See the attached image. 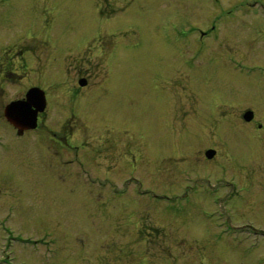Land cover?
<instances>
[{
	"label": "rangeland",
	"instance_id": "374dc122",
	"mask_svg": "<svg viewBox=\"0 0 264 264\" xmlns=\"http://www.w3.org/2000/svg\"><path fill=\"white\" fill-rule=\"evenodd\" d=\"M247 1L0 0V69L12 47L25 74L6 83L0 73V128L33 85L51 104L26 137L5 134L0 259L23 236L41 245L20 249L27 264H264L263 237L226 233L264 231L260 207L237 208L264 194V17ZM226 85L242 104L229 105ZM208 146L215 161L197 157ZM233 150L252 157L247 171Z\"/></svg>",
	"mask_w": 264,
	"mask_h": 264
},
{
	"label": "flooded vegetation",
	"instance_id": "af4514ba",
	"mask_svg": "<svg viewBox=\"0 0 264 264\" xmlns=\"http://www.w3.org/2000/svg\"><path fill=\"white\" fill-rule=\"evenodd\" d=\"M255 2H257L258 0H254ZM262 7H263V9H264V3H263V5H262ZM255 16H260V17H264V14H257V15H255ZM2 38V37H1ZM1 38H0V40H1ZM18 57H19V55L17 54V56H15L14 57V54H13V49H12V47H6V50H5V54L3 55V58H2V60H1V62L3 63V70L2 69H0V73L3 75V77H4V81L6 82V83H12V81H13V79L16 77V78H18V79H22V78H24L25 77V74H22V73H20L19 71H16V70H14L13 68H14V65H13V62L16 60V59H18ZM21 60H22V67L24 68V70L26 69V67H27V65H26V63H25V60H24V58H23V56H21ZM262 66H264V64H261ZM89 83V82H88ZM7 85V84H6ZM88 85V84H87ZM86 85V86H87ZM33 86H37V85H33ZM79 86L81 87V88H84V87H86V86H81L80 84H79ZM227 86V85H226ZM236 86H239V87H241L242 88V86H240V85H238V84H236ZM5 89H6V87L5 86H3V85H0V92L2 93L3 91H5ZM239 90H238V93H240L241 91H243V89H240V88H238ZM231 91H230V87L229 86H227V88H226V94L224 95V97L227 99V100H229V105L231 106V107H236V103H238V104H242L243 102H244V100H242L241 98H237V96L235 95V93H234V91H233V94L231 93ZM46 97H47V99H48V102H50V98H49V94H48V91H46ZM18 99H21V98H18ZM18 99H16V100H18ZM12 101H10L9 103H11ZM258 102L256 101L254 104L256 105ZM8 105V104H7ZM7 105L5 106V109L3 110V112H1L2 114H3V118H4V121H5V124L2 126V128H0V130L2 129V133H0V155H2V154H4L5 156H7L8 154H10L11 152H12V149L10 148V146H11V143L7 140V137L5 136V134L7 133V132H12V130H13V125H12V123L8 120V118H7V115H6V107H7ZM252 107L253 106H246V108L244 109V110H242L241 111V113H240V115H241V120L243 121V123L244 124H247L248 126L249 125H251V124H253L256 120H257V114H256V112H255V110L254 109H252ZM249 109H252V110H254V118L252 119V120H250V121H247V120H245L244 119V114H245V112H247ZM257 127H255L257 130H259V131H263L264 130V125L261 123V122H258L257 123V125H256ZM249 137H251V134H250V132H248V133H246ZM264 137V136H263ZM263 137L262 136H260L259 138H258V141L260 142V143H264V139H263ZM254 140V142H255V138L254 139H252V141ZM260 143H256V145L258 146V147H260L261 148V145H260ZM209 149H215L216 150V155L214 156V158L213 159H207L206 158V156H205V152L207 151V150H209ZM233 149H235L234 147H233ZM232 150V149H231ZM235 151H237V149H235ZM234 150H233V155L235 156L234 158H233V160L231 159V158H229L230 160H232V161H234L236 164H238L241 168L242 167H245L244 168V171H247V169H248V165H249V162L252 160V157L250 156V157H248V160H245V161H242V160H239L238 158H237V154H236V152H235ZM254 151H255V149H254ZM241 152V151H240ZM239 152V153H240ZM231 153V152H230ZM261 153V152H260ZM260 153H256V151H255V155L257 156H259L260 155ZM221 154H219V151L214 147V146H208V147H206V148H204L203 150H202V153H200V155L199 156H197L199 159L200 158H202L203 156L205 157L203 160L205 161V160H207V161H209V162H211V161H215L219 156H220ZM200 160H202V159H200ZM69 162H72V160L71 159H69L68 160ZM75 161H76V159H75ZM74 162V161H73ZM8 177H10V175H8L7 173H3V175H1V177L0 178H8ZM260 187H262V186H260L259 184L257 185V184H255V189H261ZM1 192V191H0ZM263 192V191H262ZM261 192V193H262ZM264 193V192H263ZM238 200V199H237ZM2 204H6V203H3V201H2ZM236 204H237V202H236ZM263 205V206H262ZM2 207H4V206H6V212H5V214L6 215H8V213H7V210H9L10 208H8V206L9 205H1ZM260 207V209L261 210H263L264 211V194H262V195H260V194H257V196L256 197H254V198H251L250 197V199H249V197H245L244 199H242V200H239L238 201V209L241 211V209H240V207L243 209V210H247V209H250V210H253L254 208H256V207ZM254 218H256V217H254ZM248 219H250V220H253V219H251L250 217H248L246 220H248ZM262 225V224H261ZM246 226H248V224H246ZM8 229H10V227L9 226H3V224L0 222V238H2L3 237V234L4 233H9L10 232V230H8ZM22 237L23 236H20V239H17L14 243H11L10 244V247L8 248L9 249V252L10 253H13V256L12 257H10V260H16V264H27L28 262L26 261V260H24V259H20V255H22V253H20V249H25V241H26V239H22Z\"/></svg>",
	"mask_w": 264,
	"mask_h": 264
},
{
	"label": "water",
	"instance_id": "95a60500",
	"mask_svg": "<svg viewBox=\"0 0 264 264\" xmlns=\"http://www.w3.org/2000/svg\"><path fill=\"white\" fill-rule=\"evenodd\" d=\"M38 90L37 88L31 89L28 93L27 101H15L7 107V115L16 125L29 128L37 126L38 111H43L46 106V101L43 97L44 94L41 95ZM32 106H35L36 110L31 111ZM245 117L247 120H251L253 118V112H247ZM207 155L210 158L213 157L214 151H208Z\"/></svg>",
	"mask_w": 264,
	"mask_h": 264
},
{
	"label": "bare ground",
	"instance_id": "6f19581e",
	"mask_svg": "<svg viewBox=\"0 0 264 264\" xmlns=\"http://www.w3.org/2000/svg\"><path fill=\"white\" fill-rule=\"evenodd\" d=\"M125 197V196H124Z\"/></svg>",
	"mask_w": 264,
	"mask_h": 264
}]
</instances>
